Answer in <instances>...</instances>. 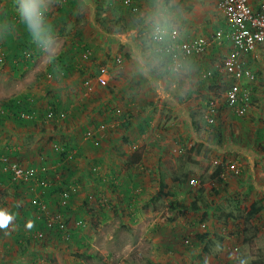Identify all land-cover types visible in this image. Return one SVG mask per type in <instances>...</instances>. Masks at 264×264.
<instances>
[{
	"label": "rangeland",
	"instance_id": "374dc122",
	"mask_svg": "<svg viewBox=\"0 0 264 264\" xmlns=\"http://www.w3.org/2000/svg\"><path fill=\"white\" fill-rule=\"evenodd\" d=\"M85 1L51 0L53 34L57 39L58 47L52 57H47L43 53H40L35 60L24 65V62H20L21 52L24 49L23 47H34V45L29 42V38L23 30L22 25L18 23V17L15 14L14 0H0V51H2L1 53L5 59L4 62L0 61V116L5 118L6 116L4 114H7L2 110L3 103L17 97L28 98L31 103V110L37 107L42 109V111H39V113L35 112L30 118L24 119L29 120L28 122L25 121L26 123L24 124L37 131H52L54 126H59L60 130H67L66 134H61L59 141L57 139V145H59L57 147L61 150L57 149L56 153H62L64 151V144H68L70 147L74 148L73 152L70 150L68 153L72 152L76 155L74 158L67 157L64 160V164L62 163L64 167L62 176L66 179L65 182L69 181V183L68 185H61V192L64 191V193L52 192L55 196H57V194L59 195L57 204L55 203L54 205L56 209L49 207L48 204L50 200L44 198L42 193H39V195L35 194L31 198L28 197V193L25 197H20V201L24 203L20 206L21 209L17 207L18 209L12 210H18V212L4 213L0 205V213L9 217L7 222L3 226H0V264H164L167 262L169 264H218L215 260L213 250L210 248V253L206 254L205 246H203L211 244L213 238L208 239V243L203 242L202 245V243H200L202 240L201 237L205 240V238H208L209 233L212 235L218 233L223 237V243L226 242L225 239L229 237L231 232L236 230L234 229L235 226H233V223L240 222L238 218L244 215L241 208L238 207V201H241L242 204L245 199H252V196L256 197V199H261V197L264 196L262 192L264 190L261 189V186L263 187L264 185V165L256 167V171L253 175V181L255 182L249 183L244 187L239 186L237 189L230 188L233 187L234 184H230L229 180L236 181L246 175L245 181H247L250 173V171L248 172L249 168L246 167L243 169L241 166L239 167L237 165H233L232 167L230 165H228V167L225 166L224 172L226 176L224 175V178L226 180L228 179V182L220 184L221 189L217 185V178L211 177V174L217 167L216 164H212V161L210 162L214 152L207 146L203 147V145H201L193 146L190 153H188L189 156H187L190 161H197L192 158V154L194 153L195 156H201L203 155L204 149H208L203 156L204 161L201 159L200 163L195 166L193 163H188L186 168L184 167L187 172L190 170L189 173L191 178L184 177L181 179V182L170 183L165 173L163 174V178L159 179L160 177H158L154 179L152 175V173H154V168L152 167L150 170V168L147 167V170L151 172L148 179L143 182V186L137 191L139 199L135 203L122 199H126L129 195L131 197L134 194L137 195V193H134L135 190H132L131 193H112V188H108L107 185L98 184L99 178H103L106 174L110 173V169H107L105 166L104 160L107 158L101 153L104 148H106L107 141H109L111 137H121L122 132H119L118 128H114L109 133L111 136H107L104 142H102L98 134L99 130L103 129L102 126L104 124L97 126V129L91 125L83 130L79 127L76 128L82 124L85 118L86 123L88 119H92L90 117V111L94 105L90 97V99L87 100L86 108L82 109L80 104L85 100L79 98L85 93L89 96L100 93L103 98H107L109 96L107 92L108 89H106L108 88L107 82L109 81V84L116 82L117 80L113 78L121 73L122 68L126 71H131L132 78H134L135 75L137 77V68L136 66L132 68V65L125 68L122 58H116V56L119 55L118 52H121V49L118 50L117 48V52H110L113 58H110L108 66L103 62L99 67L95 66L94 68L88 69L90 71H86L83 74L79 71H71V73H65L68 74L67 77H63L58 70H47V67L52 64V59L54 57L62 52L71 51L75 41L74 35H76L75 33H79L80 30L86 36V44L89 51L87 53H81V50L85 47L83 46L85 42L81 39L82 45L77 46L80 52L78 51L74 55L79 56L82 61L81 63H86V59L88 58L92 57L93 59L94 56L91 55V51L92 49L96 51L100 47L101 42L99 38H94L98 34H96L97 29L89 23L92 22L96 27H99L98 25L102 26L99 19L104 17L105 14L107 17L113 15L111 14L112 11L117 8H113L115 5H120L121 11H117L114 18L122 15V11L126 10V8H124L125 6L122 7V5H125L127 0H123L122 3H120L122 0H112V7L107 8L106 5H104L105 7L96 15L95 13L97 10L95 9V4H90V2L88 3ZM70 2H73V5H71ZM252 5L256 7L257 3L255 2ZM67 11L70 13L68 14ZM63 14L66 18L60 21L59 18H62ZM137 15L140 16L139 13ZM221 22L215 29L211 32L209 31L211 36L214 35V33L220 32L222 35L221 38H225L226 25L223 23V19ZM89 27L90 29H88ZM147 27L145 23H142L141 26L137 28H141L143 31L141 38L137 36V29L125 32L128 33V35L126 34V43L129 41L128 45H130L137 39L135 44L140 47V41L142 43V40L145 39L144 36ZM208 28L209 30L212 29L211 27ZM101 31L110 32L112 29L102 26ZM207 39L209 44L206 46L204 52L199 55L190 56L192 58L200 57V59L208 57L205 59L207 61L206 63L209 64V62H211L212 68L208 66L196 71L195 77H199L197 80L201 81L207 76L211 77L214 68L216 69L215 65L220 64L229 56L226 47L223 48L225 51L224 53L210 52L214 45L211 42L212 38ZM222 41H224V39H221L220 43ZM223 45L222 43V46ZM125 47L128 48V46ZM114 49L116 50V48ZM250 59H252V57H250ZM104 60L105 58L102 59V61ZM257 60L255 66L259 69ZM245 65L251 72L256 71V67L252 68L248 60H245ZM107 71H109V73H107ZM102 72H105V75H99ZM92 73L96 74V76L94 79H89V75ZM108 74L114 77L111 79ZM214 74L215 73H213V77ZM213 79L214 78H210L209 80ZM99 80L103 82L101 83ZM204 82L207 83L208 79L204 80ZM245 85L251 90L252 97L256 105L258 104L256 107L260 108L264 102V90L261 83L255 82L253 86H249V84ZM178 90H180V88H178ZM126 91L128 92V90ZM220 92L222 93L221 90ZM213 96L214 97L209 96V99L219 98L215 94ZM55 98L60 101L64 99L65 104L68 102L69 98L72 100L75 98V102L79 101L78 111L75 112V116L72 117L69 115L71 114L69 110L62 109V106L57 103ZM220 99H218V106L222 105ZM122 101L123 100H121V102ZM112 103H110L107 109H103L116 111V115H121L122 113L118 110V106L123 105L120 104L118 100L115 102L114 106H112L113 108H111ZM141 105L142 104L138 106L137 110L142 107ZM54 107L57 113L48 117V112L54 109ZM147 109H151L150 115H152V117L149 119L151 121L155 119L154 123L151 125L147 120L139 118L137 121H140V123L143 124V122H147V126H144V129L147 127L144 133L137 131V135L127 133L125 136L129 137V140H137V157H140L138 159H140L141 165L148 164L152 161L154 162L155 160L157 163L162 160L160 164L163 165L164 168L166 166L163 160L169 156L173 157V149H176L178 152L179 149H181L182 155L185 147L193 145V143L192 141H188V136L183 137L179 135L181 142H178L176 139L173 140L170 136L172 134V129L169 125L175 123L173 127L176 131L178 126H180L176 124V122L180 123L181 118H167V114L164 110H157L160 113L159 115H155L154 113H157V111L154 110L155 108L150 107V105H146L140 110L137 117ZM122 110L124 109L122 108ZM2 112L4 113L3 115ZM41 112H45L44 115H47L44 121H49V123H45V126H41L42 124L39 121ZM70 112H72L71 108ZM126 114L127 121L132 122L135 120H132L133 113L131 111H127ZM1 121L6 125L3 119H1L0 122ZM101 121L102 119L98 117L94 120V125L99 124ZM89 122L90 121H88V124ZM138 126L140 127V125ZM175 133L176 132H174V134ZM47 136L51 138L53 134ZM31 138L32 137L29 139L31 140ZM35 139L40 141L38 143L39 148L37 152L38 157L43 164H45L41 167L43 169L42 171H48V167H51L46 164L50 159V154L46 152L48 150L47 147L50 146V143L46 140L48 138L36 135ZM89 141L97 142L98 148L93 146L94 149H92V146L88 144ZM258 142L259 145L262 144L260 148L264 157V138L260 139ZM80 146L85 147V156H82V153L77 150V147ZM113 148L109 151L111 155H109L108 158H115L117 160L114 161L113 167L116 174L119 166H126L128 157L132 152H130L131 146L127 143H121L114 151ZM142 148L144 150H139ZM186 152L188 151L186 150ZM0 156L5 159L1 165L5 166L12 178L13 175L10 167L14 164L24 170L33 169L23 168L16 160L11 162L7 155ZM93 156L98 158L93 160ZM85 157L91 159L84 162ZM179 157H174L173 167L175 169L177 166L178 170L182 171V169H180V164H178L179 161H181ZM207 161H209L210 164H206L208 163ZM84 163H86L87 166L91 164L94 168V180H91L88 176L89 181L93 184L86 192L88 195L85 197V194L82 193L81 186L77 183L80 186L78 191L77 185H75V181H78V177L80 178L81 176H78L77 173L69 176V171L72 170L71 166L77 167V170H79ZM121 163L125 165H121ZM90 168L92 167L90 166ZM34 171H36V169H34ZM243 172H246L245 175ZM109 175L108 184L113 183L115 186L116 183H119L118 179L115 178L114 180L113 172ZM168 175H171L172 178L174 176L173 173H169ZM195 179L200 181V184H196ZM13 180L22 183L32 181V179L21 181L14 178ZM50 180L54 181L55 179L50 178ZM71 186L75 188L69 191ZM30 194L31 193H29V195ZM114 194L120 195L122 198L110 196ZM6 196L0 192V204L7 203ZM38 198L42 200L38 201ZM193 199H196L197 203L203 209L210 211L207 216L202 212L198 214L190 210L186 211V213L183 212L184 209L179 206L182 205L180 203L185 205L188 202L191 203ZM178 201L180 202L177 204ZM171 202L172 205H170ZM209 202L214 203L212 207H209ZM26 204L29 208L26 207ZM41 205H44V208H41ZM137 209H139V211H137ZM36 215L40 217L39 225L36 223ZM229 215H232L237 220L231 221L228 217ZM41 218L45 220L42 221ZM0 223H3L2 218H0ZM45 223L47 227H49L47 234L41 232L39 229V227ZM59 223H61L67 231V237H58L56 233L58 231L53 227ZM222 224L226 228L225 233L221 231ZM35 227H37L36 230ZM155 230H157V232H155ZM219 238L220 237H215V239ZM8 240H11L13 244L8 245V243H6ZM211 257L214 258L216 263L210 260Z\"/></svg>",
	"mask_w": 264,
	"mask_h": 264
},
{
	"label": "crops",
	"instance_id": "0c3cea01",
	"mask_svg": "<svg viewBox=\"0 0 264 264\" xmlns=\"http://www.w3.org/2000/svg\"><path fill=\"white\" fill-rule=\"evenodd\" d=\"M137 1L138 4L140 5L139 17L141 18L142 23H145L144 14H146L150 9L155 10L153 7L154 0H137ZM262 1L264 0H251V3L253 4L255 2L258 3ZM165 3L170 6L171 11L176 15L175 22H176L177 38L180 41L183 40L189 41L194 38H204L208 41L207 38H212L211 42L213 43L214 46H212L210 52L224 53L225 51L223 50V48L226 47L227 54L231 53L232 44L231 41L226 37V34L228 32V27L223 14V9L219 4L218 0H165ZM222 19H223V23H225L226 25V32H225V38L224 37L221 38L224 39V41L220 43L221 39L215 38L216 34L220 32L214 33V35L211 36L209 31L211 32L213 29H215L220 24ZM208 27H211L212 29L209 30ZM88 29H90V27ZM97 33L98 32H96V34ZM126 34L128 35V33L112 32V31L110 32L101 31L95 37L92 34L94 38H99V41L101 42L100 47L96 51H94L93 49L91 51V55L94 56L93 59L91 57L86 59L87 60L86 63L85 62L81 63L82 61L79 58V56L71 55V62H67V64H65L62 67V69L71 68L72 71H80V70L90 71L88 69L94 68L95 66L99 67V65H102L103 62H105L106 66H108L110 58H113L111 57L110 52H114V51L117 52V48L118 50L121 49V52L120 51L118 52L119 55H117L116 58L117 57L122 58V61H124L125 68L129 67L130 65H132V68H134L136 66V63L133 59L134 54L131 53L130 46L128 45L129 41H127L126 43L127 40ZM76 35H74L76 42L78 39H82L85 42L84 45L85 47L84 49L81 50V53L83 52L87 53L89 49L86 44V36L84 35V33H82V35L80 36H76ZM137 36L138 38H141V33L138 32V29H137ZM222 43L224 44L223 46ZM140 45H142L141 41H140ZM125 46H128V48H126ZM140 47L137 45V50ZM114 48H116V50ZM40 53L41 52H39V55ZM63 53L64 52L60 53V55H62ZM181 56L187 59L188 61H190L191 66H190V70L184 75V77L180 81L165 79L164 75L158 73H152L149 76H145L140 74L138 71H137V77L135 75L134 78H132L131 71H126L122 68L121 73H119V75L115 78H113L114 76L108 74L111 79L113 78L114 80L117 81L114 82L113 84H109V81L107 82L108 88L106 89H108L107 92L109 95L107 98H103V96L100 93L96 95L92 94L91 96H89L85 93V91H84L85 94L83 96H80L79 99L85 100L80 104L82 109L86 108L87 100L90 99V97L92 98L93 100L92 102L94 103V105L92 106L90 111L91 112L90 117L92 119L91 120L88 119V121H90L89 124L88 121L86 123V118H85L82 124H80L76 128L79 127L81 130H83L84 128L89 127L90 125L93 127H97L101 124H104L102 126L103 129L99 130V136L102 142H104L106 137L110 135L109 134L110 131H112L114 128L116 129L118 128L119 132H122L121 133L122 136L119 138L111 137L110 140L107 141L106 148H104L103 152L101 153L107 158L106 160H104L106 168L110 169V173L113 172L114 180L115 178L119 180V183H116L114 188H112L113 189L112 193H131L129 188L135 190L134 193H137L140 187L143 186V182L146 179H148L149 174L151 172L147 170V167L150 168V170L152 167L154 168V173H152L154 179H157L158 177H160L159 179L163 178L164 173L166 174L170 183L181 182L182 181L181 179L184 177L191 178L190 177L191 175L189 173L190 170L187 172L185 169L187 164L193 163L195 166L196 164L200 163L201 159L204 161L203 156L206 153V151H208V149H204L203 155L201 156L200 155L195 156V154L193 153L192 158H194L197 161H190L187 156H189L188 153H190L193 146L203 145V147L207 146L209 149L213 150L214 155L212 156V159H210V162L212 161L213 162L212 164H216V166H220L222 170L219 175H215L214 171L212 170L213 173L211 174V177L219 179V181L217 180L218 181L217 185L220 188H221L220 184L228 182V179L226 180L224 178L226 176L224 172L225 166L228 167V165H230L232 167L233 165L234 166L237 165L239 167L241 166L243 169H245L246 167L249 168L248 172L250 171V173L247 181H245V178L247 177L245 175L246 172L245 173L243 172L245 176L239 178L236 181L229 180L230 184H234V186L230 188L237 189L239 186L244 187L249 183L255 182L253 181L254 178L253 175L256 171V167L264 165V157L261 153V148H260L262 144L259 145L258 142L260 139L264 138L263 104L260 108L256 107L258 104L256 105L254 98L252 97V104L248 108L244 116L235 115L233 111L226 108L224 104H222L218 106L217 112L214 115V124L207 125L205 123L204 116L201 110L204 111L205 108L204 104L209 100V96L212 97L214 94L210 89L207 88L206 82H204V80H207L208 77H206L205 79H203V81H201V80H197L199 79V77H195V75L197 70H200L208 66L212 68L211 62H209V64L206 63L207 61L205 59H207L208 57L204 59L202 58L200 59V57L192 58L190 56L188 57L183 55ZM250 57H252V59H250ZM104 58L105 60L102 61V59ZM245 60L249 61L252 68L256 67L255 65L257 60V65H259L258 66L259 69L256 67V71L254 72L252 71L254 77L253 81H248V79H243L240 81V83L243 84L244 87H246L245 84H249V86H253L255 82H260L264 90V46L263 45L258 46L252 53H250L245 57ZM49 67H47V70L50 71ZM55 68L58 69L59 66H55ZM59 71L62 72L63 70L62 71L59 70ZM107 73H109V71H107ZM99 75L101 76L105 75V72H102ZM67 76L68 74H63V77H67ZM95 76L96 74L92 73L91 75H89V79H94ZM225 84H226L225 87L232 85L233 79L230 76L223 74V77L219 79L216 88L218 90H221L224 88ZM178 88H180V90H178ZM126 90H128V92ZM224 90L226 89H223L222 91ZM55 100L59 105L62 106V109L69 110V113H71L69 115H71L72 117L75 116V112L78 111L79 101L75 102L74 101L75 98L74 100L69 98L68 102L65 104L64 99L60 101L57 98H55ZM118 100L120 104L124 106V107L118 106V110L122 113L121 115H116L117 114L116 111L114 112V111L104 110L107 109L108 106H110V103L112 102L113 103L111 104V108H113L112 106H114L115 102H117ZM121 100L123 101L121 102ZM140 104H142L141 105L142 107H140L137 110ZM146 105H150V107L155 108L154 109L155 111L164 110L165 113L167 114V118H171V119L174 117L181 118L180 123L176 122V124L180 125L178 126L176 131L175 128L173 127L175 126V123H173V125H169L171 126L170 128L172 129L171 130L172 134L170 136L173 138V140L176 139L178 142H181V138L179 137V135L183 137L188 136L189 137L188 141H192L193 143V145H189L185 147L184 153L182 155H181V149H179V152L176 149H173V154H174L173 157L169 156L166 157L165 160H163L165 161V166H166L164 168L163 165L160 164L162 160L158 161L157 163L155 160L154 162L152 161L148 164L141 165L140 159H138L140 157L139 156L137 157V140L134 139L129 140V137L125 136L127 133L137 135V131L140 133H144V131L147 129V127H145L146 129H144V126H147L146 125L147 122L151 123V125L154 123L155 119H153L152 121L149 119L152 117V115H150L151 109H147L144 113H142L141 115H139V117H137L138 112L142 110ZM70 108L72 112H70ZM122 108L124 110H122ZM32 110L35 111L36 113L42 111V109L37 107L33 108ZM127 111H131L133 113L132 120L133 119L135 120H133L132 122L126 120ZM159 111H157V113L154 114L159 115L160 113ZM45 112H41V117L39 119V121L42 124L41 126H45L46 122L49 123V121H44ZM98 117H100L102 121L99 124L94 125V120L97 119ZM115 118L118 119L116 120ZM139 118L147 120V122L145 121L146 123L143 122L142 124L140 123V121H137ZM1 119H3L6 122L5 123L6 125H4L2 121L0 122V155H7L11 162L16 160L23 168L25 169L33 168L36 169L38 173L40 169L43 170L41 167H43L45 164H43V162L38 157L37 151L39 148L38 143L40 141L38 139H35V137L36 135H38L39 137L43 136L44 138H48L46 140H48L50 146L47 147L48 150L46 152L47 154H50V159L46 164H48L51 167H48V171H46L45 177L55 179V181L59 184V185L55 184V187L64 184L68 185L69 181L65 182L66 179H64V177L62 176L64 163L62 164L58 162L59 161L57 159L58 156L56 155L57 151L52 150L54 146H56L55 144H57V139L59 141V137L61 136V134L62 133L66 134L67 130H60L59 126L58 127L54 126L53 127L54 129L52 131L49 130L37 131L36 129L33 130L27 127L26 124H24L26 123L25 121L28 122L29 120H20V119L15 120L8 116L5 118L3 116H0V120ZM121 121L126 122L128 127L127 129H124L123 127L120 126V123H122ZM138 125H140V127ZM174 132H176L175 134L177 135H175ZM49 134H53V136L50 138L49 136H47ZM155 134H156V130H155ZM30 137H32L31 140L29 139ZM121 143L123 144L127 143L128 145H130L131 146L130 152L132 153L128 157V162L126 166L125 167L119 166L118 172L115 174L114 172L115 170H113V167H114V161L116 159L108 158L109 155H111L109 151L113 147H114L113 148L114 151ZM88 144L92 146V149H94L90 141ZM77 148H78L77 150H79L82 153V156L86 153L84 146L83 147L80 146ZM143 148L139 150H144ZM71 150L73 152L74 148L71 147ZM186 150L188 152H186ZM72 152H71L72 154L71 157L73 158L76 157V155ZM133 155L136 156L134 162L132 157ZM174 157L176 158L179 157V159H181V161H179L178 164H180L181 166L180 169H182V171H179L177 166L174 169L173 167ZM97 158L98 157L93 156L92 159L96 160ZM89 159L91 158L85 157L84 162H87ZM207 162L208 163L206 164H210L209 161ZM121 165H125V164L121 163ZM90 166L92 168H90ZM80 168L81 169L78 168L79 170H77V167L71 166L72 170L69 171V176H72V174L74 173H77L78 176H81L80 177L81 179L78 177V181H75V185H77L76 187L78 188V191L81 186L82 193L85 194L84 195L85 197L88 195V193L86 192L88 191V189L91 188L93 184L91 181H89L88 176L91 178V180H94V176H93L94 168L93 165L89 164L87 166L86 163L81 165ZM110 173L106 174L103 178H99L98 184H103L108 186L107 181L110 176L109 175ZM169 173L174 174L173 178L171 177V175H168ZM263 187L261 186L262 190H264ZM65 188L69 189L67 187ZM74 188L75 187L71 186V189H69V191ZM0 192H2V194L5 196L7 195L6 196L7 203L0 204L4 210V213L18 212V210L15 211L12 210L18 209L17 207H20L21 205L24 204L20 201L21 200L20 197H25L27 193L29 198H31L35 194L39 195V193L42 194L44 193L45 194L44 198L50 200L48 204L49 207H52L53 209H56L54 205L55 203L57 204V201L59 199V195L57 194V196H55L52 193L53 191H51V189L38 188V181L36 179L26 183L14 181L9 171L3 165H0ZM60 192L61 189L59 187V191L55 193H60ZM262 192L264 193V191ZM29 193L31 194L29 195ZM110 196L116 198L121 197L120 195H116V194ZM122 199L128 202L135 203L136 201H138L139 195L137 193V195L134 194L132 197L129 195V197H126V199L125 198ZM195 200L196 199H193L191 202ZM179 202L180 201H178L177 204ZM189 203L190 202L186 203L185 205L183 203L180 204H182L183 206H188ZM238 203H239L238 207L241 208L242 213H244V215L238 218L240 222L233 223V226H235L234 229L236 230L230 233L229 237L225 239L226 242L223 243L224 239L218 233L214 235L209 233L208 238H205V240L201 238L202 240L200 241V243H202L203 245V242H207L208 239L213 238L211 244H209L208 246L207 245H203V246H205L206 254L210 253L209 252L210 248L213 250L215 260L217 261L218 264H241V262H243V264H251L256 259L254 258V256H252L250 251L249 243H251V241L257 247H261V253L264 254V196L261 197V199L259 198L256 199V197L252 196V199L248 198L245 199L244 203L242 202L241 204V201H238ZM211 204H213V202L210 203L209 205ZM170 205H172V202L170 203ZM252 205H255L256 208H258V206H260L261 208L254 216L248 218L247 220V215ZM26 207L29 208L27 204ZM198 207L199 210L201 209L202 212L203 208L200 205ZM137 211H139V209H137ZM186 211L184 210L183 212L186 213ZM190 211L193 212L192 210ZM194 213L198 214L199 212H194ZM223 224L221 225L222 226L221 231L225 233L226 228ZM36 228L37 227H35V230ZM155 232H157V230H155ZM215 237H220L221 239L220 238L215 239ZM6 243H8V245L13 244L11 240L10 241L8 240ZM261 257L264 258V255H262ZM210 260L216 263L214 261V258L211 257Z\"/></svg>",
	"mask_w": 264,
	"mask_h": 264
},
{
	"label": "clouds",
	"instance_id": "9594fccd",
	"mask_svg": "<svg viewBox=\"0 0 264 264\" xmlns=\"http://www.w3.org/2000/svg\"><path fill=\"white\" fill-rule=\"evenodd\" d=\"M14 7L15 14L18 17V23L22 25L23 30L29 38V42L34 45L32 50H27L25 48L22 50L20 61L32 62L36 59V57L39 56V51L47 57H52L53 53L58 47V42L53 34L51 0H14ZM153 7L155 10L150 9L146 14H144V22L148 26L145 39L141 47L135 51L133 57L136 63L137 71L145 76H149L152 73H158L164 75L165 79L180 81L190 70L191 65L190 61L183 58L173 47V41L177 36L175 22L176 15L171 11L170 6L165 3V0H154ZM35 48L39 51H36V56L31 57L34 54L33 50ZM1 52L2 51H0V55L2 56V60L4 62L5 59ZM214 70L218 71L217 66ZM219 73L221 76H223L221 72ZM99 81L101 83L103 82L102 80ZM236 82L237 81L233 79V84ZM233 84L230 86V88L233 86ZM228 89L229 88L222 91V93L218 95L219 98L216 97L209 99L204 104V111L202 110L204 117L206 115L208 102L211 100L220 99L222 94ZM50 111H52V109ZM52 113L54 115L55 112L52 111ZM205 123L207 125L214 124V122L207 123L206 120ZM68 157L70 158L71 156ZM38 178H41L39 172L37 173V177L35 179ZM199 182L200 181L195 179L196 184H200ZM60 193H64V191ZM213 204H211L209 207H212ZM41 208H44V205H41ZM205 211L206 210L203 209L202 213ZM206 212L209 214L210 211ZM0 218L3 219V223H0V226H3L9 219V217L3 213H0ZM58 225L62 230L57 225L55 227L59 231H62L63 237H67L68 233L64 229L63 225L61 223ZM241 264H243V262H241Z\"/></svg>",
	"mask_w": 264,
	"mask_h": 264
},
{
	"label": "built area",
	"instance_id": "2783aa9c",
	"mask_svg": "<svg viewBox=\"0 0 264 264\" xmlns=\"http://www.w3.org/2000/svg\"><path fill=\"white\" fill-rule=\"evenodd\" d=\"M218 1L223 9L228 27L226 37L231 41L232 51L228 57L216 66L219 72L227 74L237 81L222 94L220 101L235 115L244 116L252 104V92L249 88L244 87L240 81L243 79L253 81V73L245 65V57L258 46H264V1L258 2L256 7H253L251 0ZM221 37V33H217L215 36V38ZM207 45L208 41L204 38L180 41L176 36L173 41L174 49L186 57L201 54ZM0 61H3L1 55ZM217 107V99L208 102L204 117L207 123L214 122ZM52 115L53 113L50 111L48 117ZM30 117L28 115L22 116L24 119ZM0 161L4 162L5 159L0 156ZM10 169L13 178L17 180L28 181L37 177V172L34 169L24 170L16 164L11 166ZM41 184L44 185V182L42 181Z\"/></svg>",
	"mask_w": 264,
	"mask_h": 264
},
{
	"label": "trees",
	"instance_id": "16d2710c",
	"mask_svg": "<svg viewBox=\"0 0 264 264\" xmlns=\"http://www.w3.org/2000/svg\"><path fill=\"white\" fill-rule=\"evenodd\" d=\"M85 2H88V3L90 2V4L91 3L92 4L93 3L95 4V9L97 10L96 13H95V15L97 13H99L102 10L103 7H105L104 5H106L107 8H110V7L113 6L112 5V0H89V1L86 0ZM122 2H123V0L120 3H122ZM70 4L73 5V2H70ZM115 7H117V8L114 9L112 11V13H111L113 15H111L109 17H107L106 14L103 13V14H105L104 17H101L99 19V22L102 24V26H106L107 28H111L113 32H120V33L121 32H124L125 33L127 31H131L133 29H137L141 25V23H142L141 18L137 15L139 13V11H140V7H139V4H138V1L137 0H127L126 1V4L125 5H122V7L126 8V10L122 11L123 14L122 15H119L117 18H114V15L117 14L116 13L117 11H119V12L121 11V6L120 5L119 6H116L115 5L113 8H115ZM67 12H68V14L70 13L69 11H67ZM65 18L66 17L63 14L62 18H59V20L62 21ZM89 24L91 26H94L97 29V32L98 33L101 32V29H102V26L101 25H98L99 27H96V25H94L92 22H90ZM138 32H140L141 34H143V31H142L141 28L138 29ZM76 34H77V36L82 35L81 30L79 31V33H76ZM136 40L137 39L134 40V43L132 42L129 45L132 54H135V51L137 50V45L135 44L136 43ZM75 41H74V43L72 45L73 50L71 48V51L64 52L62 55L59 54V55H57L56 57H54L52 59V64H50V67H49L50 70H53V71H55V70H58V71L61 70L62 71L63 70L64 73H63V71L62 72L59 71V73H61L62 75L65 74V73H68V72L71 73V71H72L71 68L70 69H62V67L65 64H67V62H71V55H74L75 53H77L79 51V49L77 48V46L78 45H82V40L81 39H78L76 43H75ZM143 42H144V39L142 40V43ZM23 48H25L27 50H32V47H27V48L26 47H23ZM37 50L38 49H36V48L33 50L34 51V54L31 57H34V56L37 55V52H36ZM21 63H23V62H21ZM29 63H31V62L30 61H26L23 64L24 65H27ZM55 66H59V68L57 69V68H55ZM81 71L82 70L79 71L81 74H83V73L86 72V70L83 71V72H81ZM213 73H215L214 76H216V77H213ZM213 73H212V76L211 77H213L214 79L213 80H209L208 78H211V77H208L207 78L208 79V82L206 83V86H207L208 89H210L213 92V94H215V95L218 96L219 93H221V92H220V90H218L216 88V86L218 84L219 79H221V74L218 71H215V70L213 71ZM225 86H226V84L224 85V88L223 89L230 88L231 85L230 86H227V87H225ZM223 89H221V91ZM31 108H32L31 107V103H30V100L28 98L17 97V98H14L13 100H9L8 102L2 104V110H4L7 113V114H4V113H2V114H4L6 117L8 116V117L13 118L15 120H18V119L24 120V118H22V116H27L28 115L30 117L32 114L35 113V111L31 110ZM52 111L55 112V114L57 113L55 107H54V109H52ZM44 116H45V118H47L46 115H44ZM115 119L117 120L118 118H115ZM121 122L122 123H120V126L123 127L124 129H127L128 127H127L126 122L125 121H121ZM91 144L93 146H95L96 148H98L97 147L98 146L97 142H92L91 141ZM55 145H56V147H54L53 150H56L57 151V149H58L57 146L58 145L57 144H55ZM64 145H65L64 146V151L62 153H58V154L56 153V155L58 156L57 159L59 160L58 161L59 163H64V160L68 156H72L71 153H68L71 150L70 145H68V144H64ZM58 150H61V149H58ZM132 157H133V162H134L136 156L133 155ZM1 164H2V162L0 161V165ZM221 170H222L221 167L220 166H217L216 169L214 170V174L215 175H219L220 172H221ZM45 173H46V171H42L40 169L39 174L41 175L40 176L41 178L36 179L38 181V188H41V189H51V191H53V192L54 191L58 192L59 191V187H60V189L62 187L61 186H56L55 187V184H57V182L55 180L54 181H51L50 178H46L45 177ZM217 180L219 181V179H217ZM42 181L44 182V185L41 184ZM57 185H59V184H57ZM108 188H114V184L113 183H109L108 184ZM129 190L131 192L133 189L129 188ZM44 195L45 194L43 193L42 196L44 197ZM41 200H42L41 198H38V201H41ZM179 206L181 208H183L185 211L186 210H192L193 212H200L201 211V209L199 210V207H198L199 204L197 203L196 200L193 201V202H191L188 206H183V205H179ZM260 208H261L260 206H258V208H256L255 205H252V207H251V209H250V211H249V213L247 215V220H248V218L254 216L259 211ZM203 214L205 216L208 215V213L206 211L203 212ZM228 217H229V219L231 221H235L236 220V218L233 217L232 215H229ZM39 218L40 217H38L36 215L35 219L37 220L36 223L38 225H39V220H40ZM41 220L44 221L45 219L44 218H41ZM57 226L59 227V225H57ZM53 228H56V227H53ZM53 228H51V229H53ZM39 229H40L41 232L47 234L49 227H47V224L45 223L42 226H40ZM56 230L58 231V232H56L58 234V237H61L62 236V231H59L57 228H56ZM249 246H250V251H251L252 256H254V258H256L251 264H264V258L261 257L262 255H264L263 253H261V247H257L254 243H252V241H251V243H249ZM153 264H160V263H153ZM164 264H169V263H164Z\"/></svg>",
	"mask_w": 264,
	"mask_h": 264
},
{
	"label": "snow or ice",
	"instance_id": "6c2138e0",
	"mask_svg": "<svg viewBox=\"0 0 264 264\" xmlns=\"http://www.w3.org/2000/svg\"><path fill=\"white\" fill-rule=\"evenodd\" d=\"M6 223V222H5Z\"/></svg>",
	"mask_w": 264,
	"mask_h": 264
}]
</instances>
